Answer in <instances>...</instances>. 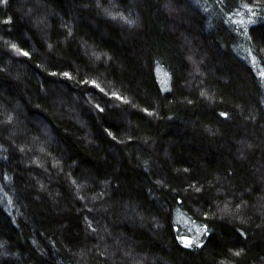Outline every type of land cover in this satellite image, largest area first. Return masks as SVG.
I'll return each instance as SVG.
<instances>
[{
    "label": "trees",
    "instance_id": "obj_1",
    "mask_svg": "<svg viewBox=\"0 0 264 264\" xmlns=\"http://www.w3.org/2000/svg\"><path fill=\"white\" fill-rule=\"evenodd\" d=\"M0 264H264V0H0Z\"/></svg>",
    "mask_w": 264,
    "mask_h": 264
},
{
    "label": "rangeland",
    "instance_id": "obj_2",
    "mask_svg": "<svg viewBox=\"0 0 264 264\" xmlns=\"http://www.w3.org/2000/svg\"><path fill=\"white\" fill-rule=\"evenodd\" d=\"M109 17L115 19L116 21L118 22H121L123 25L124 24H127V22L125 21V19H123L121 16H113V15H110ZM190 242V241H189Z\"/></svg>",
    "mask_w": 264,
    "mask_h": 264
}]
</instances>
